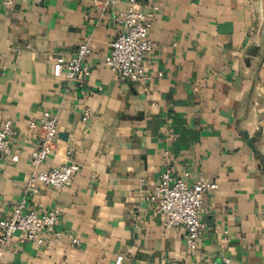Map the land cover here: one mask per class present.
I'll use <instances>...</instances> for the list:
<instances>
[{
	"label": "crops",
	"instance_id": "1",
	"mask_svg": "<svg viewBox=\"0 0 264 264\" xmlns=\"http://www.w3.org/2000/svg\"><path fill=\"white\" fill-rule=\"evenodd\" d=\"M139 2L158 6L147 85L120 80L105 64L126 0H15L11 8L0 0V123L13 122L10 143L20 154L0 156V218L23 200L39 212L59 207L62 232L44 245L7 246L1 259L264 264V0ZM84 42L91 74L56 76V59ZM45 110L57 116L58 136L39 170L72 160L80 169L67 186L37 182L28 192L31 152L42 141L30 123ZM167 169L216 184L204 196L195 250L146 196Z\"/></svg>",
	"mask_w": 264,
	"mask_h": 264
},
{
	"label": "built area",
	"instance_id": "2",
	"mask_svg": "<svg viewBox=\"0 0 264 264\" xmlns=\"http://www.w3.org/2000/svg\"><path fill=\"white\" fill-rule=\"evenodd\" d=\"M2 2L4 6L11 8L15 0H2ZM121 2L122 0H104L106 6H115ZM157 10V5L149 10L143 9L139 0H126L125 6L118 10L116 20L122 26V31L113 41L111 50L105 58V64L120 80L135 81L143 85H147L150 81L147 62L155 47L150 33ZM92 51L90 44L84 42L79 45L72 57L59 56L54 66L55 75L65 76L72 82L86 79L92 70L88 62ZM92 114L93 110L87 108L84 118H91ZM30 125L41 129L42 141L39 147L31 152L34 171L27 191H34V185L37 182L59 188L69 185L80 169V164L77 162L72 160L49 170H39L53 153L58 136L57 116L45 110L37 120L31 121ZM13 129L14 124L11 120L0 123V156L4 154L18 160L19 151L13 150L10 143ZM188 177L189 172L175 176L170 169H167L162 173L160 180L151 185L146 196L156 212L164 214L167 227H184V239L188 247L195 250L199 246L206 227L199 218L204 196L214 189L216 184L205 178L190 182ZM142 183H146L145 178H142ZM60 215L59 207L39 212L34 208H28L26 201L23 200L9 217L0 218V254L7 246L26 242L44 245L47 234L60 236L62 234L58 230ZM74 242H78V239L74 238ZM123 260L124 256L119 255L115 264H123ZM0 264L16 263L0 258ZM209 264L218 263L209 262ZM225 264H229V259H225Z\"/></svg>",
	"mask_w": 264,
	"mask_h": 264
}]
</instances>
